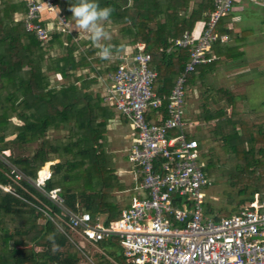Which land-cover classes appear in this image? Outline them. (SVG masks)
I'll return each mask as SVG.
<instances>
[{"label": "trees", "instance_id": "obj_1", "mask_svg": "<svg viewBox=\"0 0 264 264\" xmlns=\"http://www.w3.org/2000/svg\"><path fill=\"white\" fill-rule=\"evenodd\" d=\"M57 1L60 13L71 18L69 9L75 0ZM241 1L233 0V6ZM98 3L114 9L105 23L119 25L128 39L101 41L113 49L109 59L100 58L99 49L76 32L55 30L49 39H38L16 17L27 12L25 0H0V154L5 157L2 151L11 149L8 160L32 180L46 162L57 160L45 188L60 187L68 207L92 215L104 214L109 221L119 218L132 198L140 197L141 193L131 181L130 193L135 195L130 194L124 203L113 196V191L126 189V184L113 174L115 155L107 150V132L111 118L117 114L124 116L92 86L103 75L116 71L123 61L120 55L127 51L136 53L137 44L145 43V52L151 55L150 67L158 73L153 89L165 97L159 109L149 111V120L157 122V113L166 112L175 80L190 58L189 49L175 46L174 40L186 31L193 32L198 22L208 21L215 0H201L198 4L193 0H98ZM234 15L232 8L216 25L220 36L231 35L234 42L219 37L210 53L214 60L188 73L186 90L219 65L243 60L245 51L240 48L248 45L254 29L235 32L229 28L227 24ZM83 46L86 48L82 49ZM234 102L232 97L233 113L228 117L223 108L203 116L207 123L216 120L212 134L219 136L229 154L221 165L209 157L205 172L212 183L214 170L225 175L242 198L236 203L229 195L227 203L219 207L210 200L205 210L208 215L217 212L219 216H229L251 202L256 192L264 198V124L248 113L239 114ZM55 128L66 130L64 137L47 139L48 131ZM194 136L206 155L207 137L201 135L199 127L194 129ZM34 142L39 146L30 155L23 150L17 153ZM6 186L11 190H6ZM51 209L59 211L31 182L15 181L0 157V264H65L61 260L62 250L72 258L77 257L71 251L68 237L45 214ZM94 244L103 249L108 244L119 246L117 238ZM110 255L114 261L104 258L102 264H127L123 254Z\"/></svg>", "mask_w": 264, "mask_h": 264}, {"label": "built area", "instance_id": "obj_2", "mask_svg": "<svg viewBox=\"0 0 264 264\" xmlns=\"http://www.w3.org/2000/svg\"><path fill=\"white\" fill-rule=\"evenodd\" d=\"M25 2L27 12L17 19L38 39H49L55 30L70 31L57 0ZM232 8L233 0H215L214 11L201 22L198 33L186 31L174 40L175 46L189 49L190 58L175 80L166 112L157 113V122L149 120V111L159 109L165 97L153 89L158 73L150 67L145 43L137 44L136 53L120 55L122 63L103 78L104 101L114 105L130 127L131 144L125 149L131 163L128 172L141 193L119 218L107 221L103 215L68 207L60 187L45 188L52 176L51 162L32 180L8 160L10 153L2 151L5 157H0L13 179L28 180L59 209L45 214L71 243L117 238L127 264H264V198L256 192L251 202L229 216L206 214L210 200L205 190L212 181L194 136L199 123L184 118L187 75L214 60L213 44L219 37L227 39L219 35L216 25Z\"/></svg>", "mask_w": 264, "mask_h": 264}, {"label": "rangeland", "instance_id": "obj_3", "mask_svg": "<svg viewBox=\"0 0 264 264\" xmlns=\"http://www.w3.org/2000/svg\"><path fill=\"white\" fill-rule=\"evenodd\" d=\"M200 1L201 0H193V3L198 4ZM238 5L233 6L235 11L242 10L240 9L242 5H247V8L242 12L241 20L236 21L235 24L239 25L241 29H254V32L251 33L247 40L248 45L242 47L245 51L243 60L221 64L216 70L209 72L203 80L197 79L196 83L187 89V104L184 114V118L187 120H197L199 124L196 127H199L201 135L207 137L204 150L206 155L204 152L202 153L206 162L208 158L211 157L214 163L220 165L227 160L229 154L219 136L212 134V129L216 125V120H211L208 123L202 120L203 116L206 115L208 111L212 112L223 108L227 117L232 115L233 107L230 103V99L235 97V109L239 114L243 111L248 113L251 118L257 120L259 123L262 122L264 124V0H243L239 2ZM60 12L61 9H59V13ZM16 17L19 18L20 16L16 14ZM68 22L71 32L79 33L78 36L80 38L88 39L86 33L78 31L71 18L68 19ZM103 24L105 30L110 33L111 39L118 38L125 42L128 41L127 37L123 36L119 25H109L105 22H103ZM109 41L110 40H106V42ZM225 41L228 40L226 39ZM81 48L85 49L86 46ZM105 77L106 76L103 75L101 79L99 78L92 86L95 91L103 92V78ZM113 119H115V117L109 120L108 125L107 136L109 144L107 150L109 152L112 151L115 155L113 158L115 161V170L113 174L117 175L126 184V189L117 190L116 192L113 191V196H115L116 200L120 199L119 202L124 203L129 198L130 194H132V196L135 195V192L130 193V190L133 189V186L130 187L132 179L128 172V170L131 169V163L126 157L127 152L125 150L127 149V145L130 144V140L126 136L128 134L127 126L124 129L121 127L118 128L114 123H111ZM13 120L15 121L16 118H13ZM65 133L66 130L62 128L51 129L47 133V139H62ZM38 146L39 143L34 142L29 145L26 150L22 148L21 150H17V153L23 150V153L30 155L33 149ZM6 152L12 154L11 149H7ZM48 162H51L52 169V165H54L57 160ZM46 163L44 165H46ZM219 173L220 172H216L215 170L213 171L214 181L212 186L205 190L207 199L212 200L211 197L214 196L217 198V200L214 201L215 203L225 205L230 195L237 203L242 198V196L238 194V188L231 186L226 176ZM248 194H246V196ZM101 215L105 216L104 214ZM71 248L72 252L77 253V257L72 258L66 250H62L61 260L65 264H102L104 258H111V260L114 261V257L113 255L111 256L110 253L117 255L122 254L121 246L114 244H108L103 249V247L89 242L76 243L75 245L72 243ZM47 249L49 250V248ZM65 255L70 256L63 259Z\"/></svg>", "mask_w": 264, "mask_h": 264}, {"label": "clouds", "instance_id": "obj_4", "mask_svg": "<svg viewBox=\"0 0 264 264\" xmlns=\"http://www.w3.org/2000/svg\"><path fill=\"white\" fill-rule=\"evenodd\" d=\"M69 10L78 31L86 33L92 44L99 49L97 55L102 59H109L113 55V49L102 44L101 41L111 39L103 22L109 20L114 9L111 6L101 7L98 0H75ZM51 27L49 25V28Z\"/></svg>", "mask_w": 264, "mask_h": 264}, {"label": "crops", "instance_id": "obj_5", "mask_svg": "<svg viewBox=\"0 0 264 264\" xmlns=\"http://www.w3.org/2000/svg\"><path fill=\"white\" fill-rule=\"evenodd\" d=\"M243 1V0H242ZM257 3V2H256ZM246 4H247V2H246ZM238 5V4H237ZM241 5V4H240ZM248 5V4H247ZM247 5H242V7L240 8V9H242V10H237V11H235V9H233V11H235V15L231 18V21L230 22H228V27L229 28H233L234 29V31L235 32H239L240 30H241V28H240V26L239 25H237V24H235V22L236 21H239V20H241V18H242V12H244L245 10H246V8H247ZM239 6V5H238ZM246 6V7H245ZM237 7V6H236ZM238 8V7H237ZM238 18V19H237ZM200 27H201V22H198L197 24H196V26H195V28H194V33L196 32V33H198L199 32V30H200ZM228 37H227V40L228 41H230V42H234V40H233V37L231 36V35H227ZM226 40V39H225ZM224 40V41H225ZM241 50H243V48H240ZM111 123H114V125H116V127H121L122 129H124L126 126H127V128H128V134L126 135L127 137H128V139L130 140V144H131V137H130V127H129V125H128V122H127V120H125V118L124 117H122V116H120L119 114H117V116L115 117V119H113L112 120V122ZM130 144L129 145H127V147H129L130 146Z\"/></svg>", "mask_w": 264, "mask_h": 264}]
</instances>
